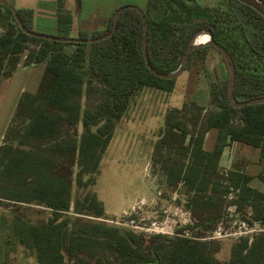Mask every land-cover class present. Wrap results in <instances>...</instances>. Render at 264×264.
Here are the masks:
<instances>
[{"label":"trees","instance_id":"16d2710c","mask_svg":"<svg viewBox=\"0 0 264 264\" xmlns=\"http://www.w3.org/2000/svg\"><path fill=\"white\" fill-rule=\"evenodd\" d=\"M232 1L231 22L242 46L230 41L218 20L195 0H147L143 12L151 66L161 74L177 71L187 47L208 31L232 58L236 100L264 97V17ZM119 9L103 31L91 37L80 32L78 39L108 34ZM2 11L6 27L0 35V81L13 75L25 52V66L45 64L37 92L21 95L0 146V198L51 210L46 222L34 225L17 217L13 223L18 242L34 255L37 264H264V232L237 239L230 259L221 263L215 259L218 247L214 241L158 235L144 245L135 232L68 216L71 210L78 215L105 216L96 193L72 205L73 185L80 190L96 185L102 158L133 98L145 88L172 92L176 79L157 77L148 68L144 22L137 10H125L115 33L92 44L31 37L20 29L8 7L1 5ZM17 12L23 25L38 33L33 11ZM57 16L55 36L71 37V14L61 0ZM68 47L74 49L68 51ZM209 49L214 48L194 51L185 70L196 55L205 60ZM226 70L225 65L227 74ZM210 96L208 109L191 102L167 111L153 149L154 173L165 190L184 186L189 197L185 207L202 217L199 226L207 232L215 229L229 206H235L249 225L264 226V192L249 188L246 176L219 171L223 150L233 141L259 148L264 159V103L233 107L228 77L210 81ZM211 128L218 130V138L213 152H206L203 141ZM230 194L234 199L229 200ZM247 205L250 215L244 212Z\"/></svg>","mask_w":264,"mask_h":264},{"label":"rangeland","instance_id":"374dc122","mask_svg":"<svg viewBox=\"0 0 264 264\" xmlns=\"http://www.w3.org/2000/svg\"><path fill=\"white\" fill-rule=\"evenodd\" d=\"M141 1L142 0H136L138 4H141ZM195 1L201 8L207 9L210 15L218 20V26L223 28L230 41L236 42L239 46L243 45V41L239 38L238 29H233L234 25L231 22L230 4H232V0ZM140 9L144 10L145 8L140 7ZM2 13L0 12V35L4 33L6 27L5 15L3 11ZM203 33L209 35L208 31H203ZM89 36L91 37V35ZM34 47L35 46H32L31 48L34 49ZM73 49V47L67 48L68 51H72ZM209 51L212 53L213 58L206 62L204 61V56L201 54L196 55L192 59L190 66L184 70V74L177 78L176 90L174 93H167L150 88H145L146 90L140 91V93L133 98L124 117L117 125L114 137L105 156L102 158L100 172L96 178V185L81 190L78 189L75 184L73 185L72 205L77 200L83 201L88 193H96L98 199L105 202V209L107 211L104 214L105 216L102 218H95L86 215H78L73 213V210H71L68 216L73 220L82 219L85 221H96L113 226L108 223V220L121 216L124 210H130L131 206L138 201H146V204L149 203L147 206H155L154 199L158 191L161 190H163L165 200L169 199L172 192L176 191L178 196L175 204L185 205V203H183L184 200L186 201L189 198L185 194V189L177 186L165 190L160 182V177L158 174L154 173L153 162L150 161V156L154 139H157L155 136L159 135L161 129L157 130L158 126L154 125L150 112L153 106L161 110L162 103H160V100L162 101V99L167 97L168 99L171 97H179L182 99L184 98V101L185 99L188 100L189 93L186 92V85H188L190 81V84L195 87L193 90L197 89V95H201L199 97L197 96V98L191 102H195L200 106H205V104H207L208 100L206 99L205 101V94L203 93L210 94V81L219 79L221 74L218 65L223 63L222 57L216 50L210 49ZM209 51L206 58L210 54ZM27 54L28 52L24 53L25 56ZM262 64L263 63L260 65L262 66ZM223 77L227 78L225 71L224 76L222 75V78ZM190 88L192 87L190 86ZM202 96L203 98H201ZM142 108H144L147 113L141 112ZM82 131L81 128H78L79 133ZM164 199H162V203L168 204ZM151 209L152 207L148 211L149 217L152 216ZM223 212H225V210ZM50 216L51 210L38 204H25L0 200V264H37L34 255L18 242L14 234L13 223L17 217H20L28 223L35 225L46 222ZM193 217V225L189 226L191 236L199 238L208 236L211 231L207 232L203 227L199 226L202 217L196 216L195 214H193ZM224 223H226L224 224L226 227L232 226V223L228 222V220ZM121 230L130 231L126 228H121ZM181 231L182 228L177 230V232ZM136 234L142 238L144 245H147L153 237L158 236L157 234ZM236 240L237 239L231 238L212 240L218 247V251L215 254V259L218 262L224 263L230 259L231 247Z\"/></svg>","mask_w":264,"mask_h":264},{"label":"crops","instance_id":"0c3cea01","mask_svg":"<svg viewBox=\"0 0 264 264\" xmlns=\"http://www.w3.org/2000/svg\"><path fill=\"white\" fill-rule=\"evenodd\" d=\"M0 1L8 2L17 11L22 9L32 10L34 13V30L38 33L56 35L59 32L57 16L59 0ZM61 2L63 3V9L71 14L70 36L78 38L80 32L92 35L94 32L103 31L107 21L117 8L124 5H135L138 8H145L147 0H142L141 4H138L136 0H61ZM25 58L26 56L24 55L10 78H3L0 81V146L4 143L5 133L15 113L19 98L24 93L35 94L37 92L41 78L45 71V64L25 66ZM212 58V53H210L204 61L206 62ZM218 66L221 74L219 78H222V75L224 76L225 64L221 63ZM183 74L184 72L179 77ZM190 83L191 81L188 85H186V92L189 93L188 100L185 99L184 101V98L182 99L179 97H171L168 99L167 97L162 99V101L160 100V103H162L161 110L157 109V107H152L150 115L151 119L153 118L154 125L158 126L157 130L163 128L165 116L168 110L181 109L184 104L191 103V101L196 99L197 96H201L197 95V89L193 90L195 87H193ZM190 86L192 88H190ZM144 90L146 89H143V91ZM175 90L176 83L174 90L167 93H174ZM203 94H205V101L206 99L208 101L207 104L204 103L205 106H202L208 109L210 108L211 96L205 92ZM201 98H203V96ZM142 111L144 113L145 109L142 108L141 112ZM79 128L82 129V126L80 125ZM155 137L158 139V135ZM217 138L218 130L216 128L208 130L203 141V150L206 152H213ZM157 139L155 138L153 142L154 144L151 150L152 153L150 161H152L153 149ZM263 169L264 159L261 157L260 149L238 141L230 142L224 148L219 160V171L221 174L227 175L228 173H237L239 175L246 176L248 177L247 186L260 193L264 192V180L262 179ZM181 188L185 189L184 186ZM100 201L103 203L105 208V202L102 200ZM105 212H107L106 209ZM123 212L127 211L124 210ZM244 212L245 214L247 213L250 215L252 211L247 205ZM255 226L260 227L261 225L256 223Z\"/></svg>","mask_w":264,"mask_h":264},{"label":"built area","instance_id":"2783aa9c","mask_svg":"<svg viewBox=\"0 0 264 264\" xmlns=\"http://www.w3.org/2000/svg\"><path fill=\"white\" fill-rule=\"evenodd\" d=\"M180 187L183 185L180 184ZM177 192H172L171 200L164 199L163 190L158 191L154 199L155 206H147L146 201L134 203L132 208L123 212L121 216L108 220V223L120 228H126L132 232L140 234H157L166 237H183L197 241H212L219 239H239L241 237H252L253 234L264 232V226L257 227L249 225L247 220L243 219L237 212L235 206H229L225 209V213L218 222L214 230H212L205 238L191 236L189 226L193 225L194 217L192 212L185 205L176 203ZM168 204H163V200ZM234 199V195H229V200ZM0 200H3L0 198ZM162 200V201H161ZM161 202V203H159ZM184 203V202H183ZM151 209L152 216L149 217L148 211ZM226 220L232 223L231 227H226ZM181 232H177L181 229Z\"/></svg>","mask_w":264,"mask_h":264},{"label":"water","instance_id":"95a60500","mask_svg":"<svg viewBox=\"0 0 264 264\" xmlns=\"http://www.w3.org/2000/svg\"><path fill=\"white\" fill-rule=\"evenodd\" d=\"M237 1L242 3V4H244V5H246V6H248V7H251L252 9L257 11L261 16L264 17V2H262L261 0H237ZM1 5H4V6L8 7L12 11V13H13V15H14V17H15V19H16L19 27H20V29L25 34H27V35H29L31 37H34V38H37V39H44V40H47V41L61 42V43H84V44H92V43L100 42L101 40H104V39L112 36L115 33V31H116L117 23H118V21H119V19L121 17V14L125 10H128V9L137 10L141 14V16L143 18V22H144V33H145V35H144V56H145V61H146V64H147L148 68L151 70V72L154 75H156L157 77L163 78V79H176L177 77H179L184 72V70L186 68V65L188 63L189 57L194 51H196V50H198V49H200V48H202L204 46H212L220 54V56L222 57L225 65H226L227 77H228V95H229V101H230L231 105L233 107H236V108H243L245 106H251V105L264 103V97L253 99V100L246 101V102H238L236 100V98L234 96V85H235V74H236L234 63L232 61L231 56L226 51V49L223 48L218 43H216L212 39L211 34H209L210 41L208 43H206V44L196 45L195 44V39L192 41V43L187 47L186 52H185L184 57H183V60H182V63H181V65H180V67L178 68L177 71H175V72H173L171 74H161V73H158L151 66V64L149 62V59L147 57L148 22H147L146 16L144 15L143 10H141L138 7L131 6V5H126V6L120 7V9L117 11V13L115 15L113 28L108 34H106L104 36H101V37H98V38H93V39L92 38L78 39V38H73V37H69V38L58 37V36L48 35V34H44V33H36V32L30 31L23 25V23L21 22V20L19 18L17 10H15V8L12 5H10L6 1H0V6Z\"/></svg>","mask_w":264,"mask_h":264},{"label":"bare ground","instance_id":"6f19581e","mask_svg":"<svg viewBox=\"0 0 264 264\" xmlns=\"http://www.w3.org/2000/svg\"><path fill=\"white\" fill-rule=\"evenodd\" d=\"M210 41L209 35L201 33L195 38L196 45H203Z\"/></svg>","mask_w":264,"mask_h":264}]
</instances>
